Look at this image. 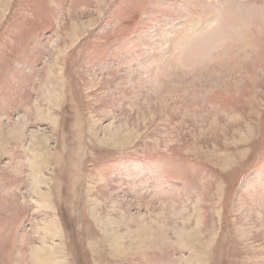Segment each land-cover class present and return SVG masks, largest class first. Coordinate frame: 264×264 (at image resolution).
Listing matches in <instances>:
<instances>
[{"label":"rangeland","instance_id":"374dc122","mask_svg":"<svg viewBox=\"0 0 264 264\" xmlns=\"http://www.w3.org/2000/svg\"><path fill=\"white\" fill-rule=\"evenodd\" d=\"M0 264H264V0H0Z\"/></svg>","mask_w":264,"mask_h":264}]
</instances>
